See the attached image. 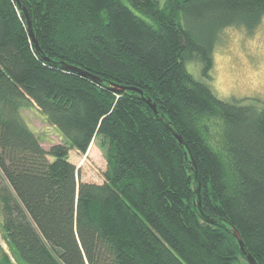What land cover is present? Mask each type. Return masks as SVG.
Wrapping results in <instances>:
<instances>
[{"label":"trees","instance_id":"trees-1","mask_svg":"<svg viewBox=\"0 0 264 264\" xmlns=\"http://www.w3.org/2000/svg\"><path fill=\"white\" fill-rule=\"evenodd\" d=\"M262 17L264 0H0L1 227L18 264H249L201 217L186 149L120 86L182 136L203 211L264 264V105L219 99L186 68L208 79L220 30ZM32 106L63 142L41 145L21 115ZM95 138L100 183L69 160ZM0 264H13L1 247Z\"/></svg>","mask_w":264,"mask_h":264},{"label":"rangeland","instance_id":"rangeland-1","mask_svg":"<svg viewBox=\"0 0 264 264\" xmlns=\"http://www.w3.org/2000/svg\"><path fill=\"white\" fill-rule=\"evenodd\" d=\"M212 59L208 79L200 75L199 64L187 63L186 68L197 78L206 80L219 99L245 102L255 99L257 104L264 105V17L252 31L239 26H228L220 30ZM21 115L45 149L51 144L63 142L60 132L35 106L21 109ZM69 160L77 167L80 180L96 183L103 181L106 161L98 147L97 138L93 139L84 154L74 148L70 149ZM2 219L0 211V247L13 264H18L3 237Z\"/></svg>","mask_w":264,"mask_h":264},{"label":"water","instance_id":"water-1","mask_svg":"<svg viewBox=\"0 0 264 264\" xmlns=\"http://www.w3.org/2000/svg\"><path fill=\"white\" fill-rule=\"evenodd\" d=\"M23 10V13H24V17H25V20H26V26H27V31H28V35L30 37V40H31V43L34 45L35 49L40 52V47H39V44H38V41L33 33V30H32V25H31V18L29 16V14L27 13V11L22 7L21 8ZM43 58L46 60V61H49L47 57L43 56ZM51 64H53L54 66H57V67H60L62 69H65V70H69V71H72V72H75V73H78L84 77H87L91 80H99L97 76L79 68V67H76V66H73V65H69V64H66L64 62H51ZM113 90L117 91V92H123L125 89H133L135 91H137L140 95H141V98L143 99V101L150 107V109L153 111L155 117L157 118L158 121H160L161 123H163L168 129L169 131L175 136V138L178 140L179 144L181 146H183L185 149H186V153L189 154V161L192 165V168H193V176H194V182H195V194H196V207L201 215V217L207 222V223H210V224H214V225H220L222 227H224L231 235H233V237H235V239L237 240L238 242V246H239V250L241 252L242 255H244L246 261L249 263V264H260L258 263L254 257L246 250V247H245V244H244V241L241 237V234L239 233V231L233 226V225H227V223L223 220H220V219H217V218H213L211 216H209L208 214H206L204 211H203V208H202V205H201V201H200V184H199V175H198V170H197V167H196V163L185 143V141L183 140L182 136L177 133L172 127L171 125L169 124V122L166 121L165 117L160 114L156 108V104L149 98V97H145L143 95V92L140 90V89H137V88H134V87H129V86H120L118 88H113Z\"/></svg>","mask_w":264,"mask_h":264}]
</instances>
